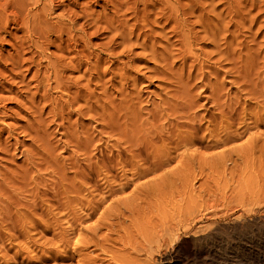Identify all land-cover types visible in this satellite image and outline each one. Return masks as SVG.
<instances>
[{
  "label": "rangeland",
  "instance_id": "obj_1",
  "mask_svg": "<svg viewBox=\"0 0 264 264\" xmlns=\"http://www.w3.org/2000/svg\"><path fill=\"white\" fill-rule=\"evenodd\" d=\"M256 222L264 0H0V264H194L178 234Z\"/></svg>",
  "mask_w": 264,
  "mask_h": 264
},
{
  "label": "bare ground",
  "instance_id": "obj_2",
  "mask_svg": "<svg viewBox=\"0 0 264 264\" xmlns=\"http://www.w3.org/2000/svg\"><path fill=\"white\" fill-rule=\"evenodd\" d=\"M184 231L188 232V229L182 230V232ZM262 232H264V222H256L253 225H246L245 227L240 226L229 231L223 230V233L226 234L225 237L237 238L238 241H242L244 243L238 244L239 246L230 245L227 239L221 240V237H217L219 241L215 243V237L212 240L210 237L206 236L191 235L189 239L185 240V238L180 237V234H178L175 241L177 242V252L179 254H186L187 256L193 254L194 259L199 260V262L197 261L194 264H207V261L205 260V253L207 256H210L212 254L211 249L214 248L208 247V242L210 243V246L218 247V250L214 249L218 252V255L213 256V259L211 260L213 264H227V257L222 255L221 252L234 253L235 255L233 256V260L236 262L235 264H262V262H264V256L257 253L255 254V250L252 248L254 246L264 247V238L260 237ZM188 244H193L196 247H188ZM261 251L264 252V249H261Z\"/></svg>",
  "mask_w": 264,
  "mask_h": 264
}]
</instances>
